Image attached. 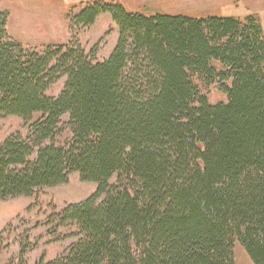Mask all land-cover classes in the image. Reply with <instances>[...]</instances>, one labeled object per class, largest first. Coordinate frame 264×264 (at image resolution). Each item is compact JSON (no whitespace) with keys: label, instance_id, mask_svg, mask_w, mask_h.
Listing matches in <instances>:
<instances>
[{"label":"trees","instance_id":"16d2710c","mask_svg":"<svg viewBox=\"0 0 264 264\" xmlns=\"http://www.w3.org/2000/svg\"><path fill=\"white\" fill-rule=\"evenodd\" d=\"M68 30L104 14L118 29L95 61L73 40L41 51L15 41L0 13V202L94 183L46 225L73 228L59 257L37 264H236L239 244L264 264V34L254 16L192 19L78 5ZM218 65V66H217ZM56 98L46 95L60 79ZM217 85L225 102L200 92ZM68 116L69 138L60 122ZM115 177V182L110 180Z\"/></svg>","mask_w":264,"mask_h":264},{"label":"rangeland","instance_id":"374dc122","mask_svg":"<svg viewBox=\"0 0 264 264\" xmlns=\"http://www.w3.org/2000/svg\"><path fill=\"white\" fill-rule=\"evenodd\" d=\"M103 0H0V13H8L7 32L20 44L41 51L49 46L67 45L73 40L89 54L94 49L95 61L106 60L118 41V29L108 14L101 15L94 26L78 30L74 35L68 30L67 16L77 15L86 5ZM123 7L128 13L145 16L164 15L200 19L207 17H234L244 19L254 16L259 20L264 34V0H104ZM42 20V23L36 21ZM58 29V30H57ZM57 30L59 36L52 37ZM63 35H62V34ZM46 39L47 42L43 44ZM218 66V65H217ZM65 78L60 79L46 93L56 98L63 89ZM200 92L212 104L225 102L226 96L216 84L205 87L197 81ZM68 116L61 118L62 143L69 138ZM26 135L27 128L19 118H0V144L11 134ZM115 177L110 183L115 182ZM96 191L94 183L81 182L72 174L65 185L39 189L30 198L21 197L0 202V264H37L61 256L73 243L67 238L73 228L59 229L46 225L48 218L60 213L66 206L80 203ZM236 264H253L238 243L234 245Z\"/></svg>","mask_w":264,"mask_h":264},{"label":"crops","instance_id":"0c3cea01","mask_svg":"<svg viewBox=\"0 0 264 264\" xmlns=\"http://www.w3.org/2000/svg\"><path fill=\"white\" fill-rule=\"evenodd\" d=\"M36 21L42 23V20H40V19H36ZM7 28H8V27H7ZM57 30H58V29H57ZM57 30L53 31V33H52V37L47 38V39H49V40H51V39H56L57 36H59V32H57ZM61 34H62V33H61ZM62 35H63V34H62ZM39 42H44L43 44H45V42H47V41H46V39H45L44 41H39Z\"/></svg>","mask_w":264,"mask_h":264}]
</instances>
